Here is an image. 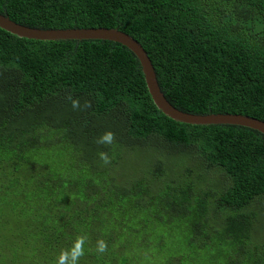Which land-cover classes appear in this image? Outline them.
<instances>
[{
	"label": "trees",
	"instance_id": "1",
	"mask_svg": "<svg viewBox=\"0 0 264 264\" xmlns=\"http://www.w3.org/2000/svg\"><path fill=\"white\" fill-rule=\"evenodd\" d=\"M0 14L43 30L123 31L178 110L264 121V0H0ZM69 96L92 106L73 110ZM108 131L115 142L98 145ZM139 161L146 170L129 168ZM190 213L188 247L165 256L161 227ZM80 236L78 264H185L198 250L264 264V134L169 118L120 43L0 28V264H57L65 250L71 264Z\"/></svg>",
	"mask_w": 264,
	"mask_h": 264
},
{
	"label": "water",
	"instance_id": "2",
	"mask_svg": "<svg viewBox=\"0 0 264 264\" xmlns=\"http://www.w3.org/2000/svg\"><path fill=\"white\" fill-rule=\"evenodd\" d=\"M0 28L20 38L38 41L59 40H105L124 45L135 53L141 62L149 93L159 110L169 118L190 125H237L257 130L264 134V121L238 114L194 115L175 108L159 86L154 66L142 45L131 35L118 29L81 28L43 30L30 28L0 14Z\"/></svg>",
	"mask_w": 264,
	"mask_h": 264
},
{
	"label": "rangeland",
	"instance_id": "3",
	"mask_svg": "<svg viewBox=\"0 0 264 264\" xmlns=\"http://www.w3.org/2000/svg\"><path fill=\"white\" fill-rule=\"evenodd\" d=\"M144 163H147V162L139 161L136 164H134L133 162V165L129 166V168L130 169L132 168V170L135 168L139 169V165L141 166V168H144L143 167ZM144 169L146 170L147 168H144ZM195 178L196 176L192 177L190 179L191 182H195L196 180ZM208 184L209 185L213 184L212 175L208 176ZM211 188H213V185L211 186ZM195 205L196 204H195V198H194L192 204L189 205L187 210H190V209L194 210ZM194 217L195 215L193 213H190L180 218L179 221L177 218H174L173 220H170L169 223L165 224L164 227H161V231L164 232L166 236H169L167 238L168 245H167V248H165L167 255L165 256H168V255L171 256L172 254L173 256L177 255L178 256L177 258L182 257L181 255L175 252H179L180 254H182L183 252H185V249L188 247V238H191L194 232V231L192 232V228L189 223H191L194 220ZM173 241L179 242V244H176ZM195 241L199 242V239ZM213 241L216 242V239H213V235H211V242L213 243ZM233 257L234 255H231L230 259H232ZM226 259L227 257L225 254L215 251V250L207 254H205L203 251L198 250L196 255L192 259L190 258L188 261H186L185 264H225Z\"/></svg>",
	"mask_w": 264,
	"mask_h": 264
},
{
	"label": "clouds",
	"instance_id": "4",
	"mask_svg": "<svg viewBox=\"0 0 264 264\" xmlns=\"http://www.w3.org/2000/svg\"><path fill=\"white\" fill-rule=\"evenodd\" d=\"M68 99L71 101L73 110L77 111H83L91 108V102L85 101L83 107L81 106L79 98L73 99L72 96H69ZM115 134L111 131L105 132L102 136L97 138L95 141L98 145H105V146H111L115 142ZM98 156L100 161L103 162L104 165H108L111 163V158L108 155L106 151H100L98 152ZM86 238L83 236H80L77 238L73 248L71 249V253H75V255L71 256V264H78V261L81 256L84 254L83 246L85 243ZM107 242L100 239L97 241V251L99 253H103L107 250ZM69 255L70 252L68 250L62 251L57 264H69Z\"/></svg>",
	"mask_w": 264,
	"mask_h": 264
}]
</instances>
